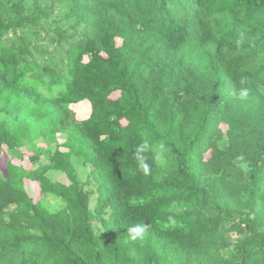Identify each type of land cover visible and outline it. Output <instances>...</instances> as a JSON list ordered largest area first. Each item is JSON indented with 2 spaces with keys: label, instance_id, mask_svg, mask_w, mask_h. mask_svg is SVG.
<instances>
[{
  "label": "trees",
  "instance_id": "obj_1",
  "mask_svg": "<svg viewBox=\"0 0 264 264\" xmlns=\"http://www.w3.org/2000/svg\"><path fill=\"white\" fill-rule=\"evenodd\" d=\"M0 264H264V0H0Z\"/></svg>",
  "mask_w": 264,
  "mask_h": 264
},
{
  "label": "rangeland",
  "instance_id": "obj_2",
  "mask_svg": "<svg viewBox=\"0 0 264 264\" xmlns=\"http://www.w3.org/2000/svg\"><path fill=\"white\" fill-rule=\"evenodd\" d=\"M73 112L77 115V118L81 120L88 119L91 115V107L88 101H84L81 104L73 105L72 107ZM65 143L64 136L62 134L58 135L56 138V142L52 144V152H55L57 149H60L62 151H67L64 147H62V144ZM9 155L11 157L19 158L21 156V150L20 149H12L8 151ZM51 156L44 155L41 157V163L49 162ZM161 162V161H159ZM74 165L78 172V179L85 183L87 185L88 192H91V210L94 211L98 206V199L100 198L99 194L96 193L97 185L90 176L91 172L93 171V166L91 164H85L83 159H74ZM242 166L245 168H248V164L245 162H242ZM50 177L53 178V180L64 183L66 185L70 184V180L66 176V174L62 172H54L49 173ZM90 176V177H89ZM95 192V193H94ZM43 202L46 205V207L51 212H57L65 207V202L55 195L47 194L43 197ZM13 208V207H12ZM112 215V208H109L104 216L106 220H110ZM94 228L97 234L103 233L105 231L104 225L99 222V220H94Z\"/></svg>",
  "mask_w": 264,
  "mask_h": 264
},
{
  "label": "clouds",
  "instance_id": "obj_3",
  "mask_svg": "<svg viewBox=\"0 0 264 264\" xmlns=\"http://www.w3.org/2000/svg\"><path fill=\"white\" fill-rule=\"evenodd\" d=\"M144 229L141 226H135L130 229V232L133 234L132 238L136 239L137 236L141 235L143 233Z\"/></svg>",
  "mask_w": 264,
  "mask_h": 264
},
{
  "label": "crops",
  "instance_id": "obj_4",
  "mask_svg": "<svg viewBox=\"0 0 264 264\" xmlns=\"http://www.w3.org/2000/svg\"><path fill=\"white\" fill-rule=\"evenodd\" d=\"M81 104V103H80ZM64 140L66 141V137H64Z\"/></svg>",
  "mask_w": 264,
  "mask_h": 264
}]
</instances>
